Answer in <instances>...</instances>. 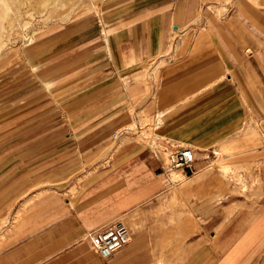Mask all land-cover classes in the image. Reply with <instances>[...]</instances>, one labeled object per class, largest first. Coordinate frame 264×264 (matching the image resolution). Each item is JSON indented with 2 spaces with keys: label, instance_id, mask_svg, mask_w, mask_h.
I'll use <instances>...</instances> for the list:
<instances>
[{
  "label": "crops",
  "instance_id": "0c3cea01",
  "mask_svg": "<svg viewBox=\"0 0 264 264\" xmlns=\"http://www.w3.org/2000/svg\"><path fill=\"white\" fill-rule=\"evenodd\" d=\"M179 1L142 0L114 22L110 33H95V28L84 35L92 37L87 42L92 52L67 73L62 87L76 91L68 97L69 105L78 107L71 115L77 126L102 121L104 130L111 131L126 121L131 97L146 89L137 80L142 64L163 55L171 26L185 24ZM215 37L217 42L208 47L205 38L198 39L182 58L161 69L159 86L141 98L139 109L152 110L155 122L160 112L152 143L124 144L80 184L68 175L84 165L79 155L96 153L92 141L80 145L95 137L93 128L65 138L55 134V146H48L45 131L41 145L31 147L25 140L0 152V264H216L208 247H200L202 240L190 245L191 253L175 248L167 237L171 250L178 252H172L173 258L156 256L168 248L156 241L168 216L159 207L175 200L190 203L193 192L208 185L199 182L197 172L171 194L177 185L166 188L158 173L164 168L163 147L188 146L195 158L205 155L239 131L247 104L264 106V20L248 19L244 28L232 29L229 43ZM48 154L54 156L48 159ZM197 164L196 159V171ZM230 165L223 159L218 164L221 169ZM180 193L183 199H177ZM137 210L150 218L126 247L108 259L90 249L87 234L131 221ZM192 228L185 217L170 233L182 235Z\"/></svg>",
  "mask_w": 264,
  "mask_h": 264
},
{
  "label": "rangeland",
  "instance_id": "374dc122",
  "mask_svg": "<svg viewBox=\"0 0 264 264\" xmlns=\"http://www.w3.org/2000/svg\"><path fill=\"white\" fill-rule=\"evenodd\" d=\"M7 1L14 18L10 24L2 21L5 28L0 32V152L15 144L23 145L25 140L24 144L31 147L41 145L45 131L48 146H55V134L63 133L65 138L72 131L93 128L95 137L84 138L80 145L86 146L85 141L90 145L92 141L96 153L87 158L79 155V162L84 165L68 175L76 184L115 157L124 144L152 143L157 131L153 130L155 113L139 108L141 98L159 86L161 69L182 58L200 38L208 41L206 47L217 42L216 35L223 43H229L232 29L244 28L248 19L264 20V0H180L185 24L171 26L163 55L142 64L137 80L144 82L145 92L131 97L126 107V121L106 131L102 121L89 125L84 121L77 126L71 115L78 107L69 105L71 98L68 97L76 91L62 87L68 83L67 73L92 52L93 47L87 44L92 37L84 35L95 28V33L100 29L104 35L106 30L110 33L114 22L142 0H56L53 7H47L42 14L33 13L28 19L21 15L25 5L19 6L16 0ZM246 108L244 124L236 134L205 155L196 154L197 167L202 169H194L187 175L179 170L165 172L167 151L163 153L164 168L158 173L162 174L166 188L177 185L171 194L178 192L186 177L197 172L201 174L199 182L208 185L205 191L199 187V191L193 192L190 203L175 200L159 207L168 216L164 218L167 225H160L156 231V241L168 248L159 249L157 257L176 255L178 250L173 252L166 243V238L172 237L174 247L185 252H191L190 245L202 240L200 247H208L212 263L264 264V106L255 102ZM53 156L48 154V159ZM222 159L231 163L230 168H219ZM34 188L38 190L39 186ZM179 195L177 199H183L182 193ZM133 216L131 221L124 222L132 234L144 229L150 213L137 210ZM185 217L191 220L193 228L180 236H171L172 227Z\"/></svg>",
  "mask_w": 264,
  "mask_h": 264
},
{
  "label": "built area",
  "instance_id": "2783aa9c",
  "mask_svg": "<svg viewBox=\"0 0 264 264\" xmlns=\"http://www.w3.org/2000/svg\"><path fill=\"white\" fill-rule=\"evenodd\" d=\"M160 118L156 116L155 129ZM167 151L165 172L179 170L185 175L193 172L196 161L193 149L188 146L163 147ZM131 230L123 223H112L98 231L86 235L90 249L100 258L108 259L114 253L126 247L131 241Z\"/></svg>",
  "mask_w": 264,
  "mask_h": 264
},
{
  "label": "bare ground",
  "instance_id": "6f19581e",
  "mask_svg": "<svg viewBox=\"0 0 264 264\" xmlns=\"http://www.w3.org/2000/svg\"><path fill=\"white\" fill-rule=\"evenodd\" d=\"M17 4L23 7L24 6V10H22V16H26V19L29 18L30 15H32L33 13H37V14H42L43 12L46 11L47 7H53L52 5L54 4V2L56 0H16ZM29 1V2H28ZM58 1V0H57ZM56 1V3H57ZM62 1V0H61ZM60 1V2H61ZM8 1L7 0H0V4L2 6H4V8L2 9V7L0 8V32L2 31V27H4L3 22L2 21H6L8 24H10L12 22V19L14 18L11 11H10V7L8 6ZM59 2V3H60ZM16 4V2H15ZM10 5V4H9ZM55 5V4H54ZM58 5V4H56ZM18 6V8H19ZM9 7V8H8ZM21 8V7H20ZM17 9V8H16ZM31 9V10H29ZM12 10V9H11ZM13 12V11H12ZM14 13V12H13ZM20 12H18L19 15ZM15 16V15H14ZM20 16V15H19ZM16 17V16H15ZM33 17V16H32ZM19 18V17H18ZM22 18V17H21ZM16 19V18H15ZM14 19V20H15ZM8 26V25H7ZM5 28V27H4ZM1 36V35H0ZM7 36V34H6ZM7 42V41H6ZM5 44V43H4ZM6 45V44H5Z\"/></svg>",
  "mask_w": 264,
  "mask_h": 264
}]
</instances>
